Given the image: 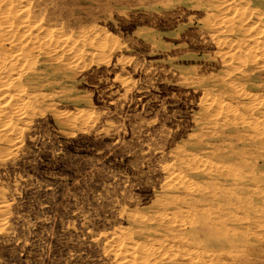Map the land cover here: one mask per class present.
<instances>
[{
  "label": "rangeland",
  "instance_id": "374dc122",
  "mask_svg": "<svg viewBox=\"0 0 264 264\" xmlns=\"http://www.w3.org/2000/svg\"><path fill=\"white\" fill-rule=\"evenodd\" d=\"M3 1L13 0H0V3ZM21 1L26 2L27 6L34 10L33 16L36 20L48 22L55 26L54 29L65 32L67 36L91 29L106 32L122 49L123 59L113 70L95 67L92 74L73 75L69 71H62L53 76V79H57L55 90L63 93L55 97L51 109L43 111L41 122L31 123L30 126L34 130L25 137L23 154L18 156L16 165L0 172V194L8 199L9 205L5 204L3 209L6 210L5 224L0 225V264H103L100 243H94L95 240L120 225L119 214L124 207L133 208L136 205L142 207L146 200H149L152 188L158 182L156 172L162 163L157 154L169 149L171 141L175 138L174 135L180 139L184 134L189 133L190 129L186 128L180 132L178 124L184 127L185 121H190L193 117L194 114L192 115L189 109L193 96L188 90L177 85L178 76L174 74L172 60H177L182 66L191 63L202 67L218 65L220 61L216 54L218 45H213L210 30L199 22L205 13L217 15L214 13L215 8L211 9L207 5L215 4L208 3L207 0ZM217 1L221 3L234 0ZM234 2L236 3L234 11L225 15L233 16V13H236L235 16L241 18L242 22L236 25L235 33L231 32L227 40L231 43L233 39L232 43L237 44L231 43L232 46L241 50L240 53L233 51L235 52L231 54L233 60L229 62L232 67L241 64V68L234 73L229 71V77L234 83L242 84L241 91L244 88L247 94L256 97L252 102L242 101L237 104L229 96L223 97L219 93L214 95H220L226 105L238 110L249 123L256 115L258 117L262 115L261 119H264V54H262L264 53V0ZM127 21L132 24L131 28L124 27ZM245 21L247 24H244ZM250 26L256 29L253 27L250 30ZM254 30L255 34L259 32L262 36H259L257 43H249L248 41L252 39L250 37L254 36ZM150 33L158 35L157 46L145 39ZM140 34H143V37H140ZM112 45L115 46L111 44L109 47ZM206 52L209 53L207 56H205ZM188 56H192L191 59ZM203 56H205L204 60ZM249 56H254V61H250ZM235 57L241 58L238 63ZM136 72L138 73L135 74ZM181 97L183 102L180 100ZM63 119L68 121L64 122ZM89 119L94 123L87 122ZM125 126L128 128H123ZM207 128L213 131V125L210 124ZM237 132L243 135L244 141L228 146L226 151H234L237 155H242L244 163L254 165V172L250 169L247 172L248 194L254 203V210L249 209L247 216L256 223L264 220V142L260 140V137L263 139L264 137L251 133L245 124L212 133L214 136L217 133L232 136ZM135 138H139V141ZM202 140L203 143H216L215 138L210 136ZM16 183L17 185H14ZM55 219L58 221H54ZM82 219H85L84 223ZM251 221L248 223V228ZM250 227L251 230L246 237L248 241L235 243L233 244L235 247L231 245V256L221 259L223 264L230 262L231 264H264V243H259L257 237L264 235V226H258L262 228L259 231L254 225ZM203 247V251L199 252L202 256L205 252L217 251L207 245ZM246 259L249 261L246 262ZM219 262L220 260H215L212 264H222Z\"/></svg>",
  "mask_w": 264,
  "mask_h": 264
},
{
  "label": "bare ground",
  "instance_id": "6f19581e",
  "mask_svg": "<svg viewBox=\"0 0 264 264\" xmlns=\"http://www.w3.org/2000/svg\"><path fill=\"white\" fill-rule=\"evenodd\" d=\"M234 1H224L220 3L217 0H215V2L207 0L208 3L210 2L216 5L215 6L212 4H207L211 9L215 8L214 13H216L217 15L214 16V14L212 16V14L208 15L205 13V15H203L201 17V20L199 21L201 24H203L204 27L210 30L209 33L212 34L210 39L213 45H218V51L216 54H218L217 56L220 61L218 62L217 66L208 65L202 67L195 65V63H191L188 66H182L177 60H172L174 74L175 76H178V79L176 81L177 85L180 88L183 87L184 90H188L190 92V95L193 96L192 101L189 105L190 112H192V115L194 114L193 117L190 118V121H185L184 127L178 124V130H180V132L183 128H186L190 129L189 133L186 132L187 134H184L180 139H178V137L174 135L175 138L174 140L171 139L173 141H171L168 147L169 149L167 151L161 149L163 151L157 154L158 158L162 160V163L159 165V169L156 172L158 182L152 188L153 190L150 194L149 200H146L142 207H138L137 205L133 208L122 207L123 209L119 214V219L121 221L120 225H117L118 227L113 231H110V233L108 231V234L100 235V238L98 240H95L94 243H100L99 246L103 264H212V262L215 260H220L219 263H221V259H224L228 257V255H230L232 250L231 245L248 241L246 237L248 235V231L251 230L250 226L254 225V227H257L258 231L259 229L262 230V228H258V226H264V220L256 221L255 223L251 221V217L249 218L247 216L249 209L254 210V203L249 197L250 195L248 194L247 185V172L249 171L248 169L254 172V165L251 163H244L242 155H237L236 152L231 150L226 151V149H228V146L230 147L236 142L244 141L243 135H241L240 132L233 133L232 136H225L222 135V133H217L215 134V136L217 135V137H215L212 133L213 131L223 132L228 127L230 128L232 126L245 124V126L249 128V131L251 133L256 134L258 137H264V119H261L262 115H260V117H258L257 115L254 116L255 118L252 117L250 122L247 123L243 118V114H241L238 110L226 105L220 95H214V93H219L223 97L229 96L234 99L237 104H239L240 102L242 103V101L244 102L251 100L252 102V99L256 97L253 95V97H251L250 94L246 93L244 88H242L243 91H241L240 89L242 84L236 82L234 83V81L229 77V71L231 73H234L236 71H239V68H241V64H237L236 67H232L230 64L231 62H229L233 58V56H231L232 52L235 51L236 53H240L241 50H237L232 46V44L234 45L236 43H232V38V44L229 40H227V37L231 32L235 33L236 25L242 22L241 18H237V15L235 16L236 13H233V16L225 15L226 13L230 14L234 11L236 7V3ZM33 15L34 10L28 7L26 2H23L21 0L3 1L0 3L1 173L6 169L12 168L16 165L18 156L23 151V143L25 137L31 134V132L34 130L33 127L30 126L31 123L34 121L41 122V120H43V118L41 117L43 116L44 112L54 106L55 97L60 93H63L57 92L55 90L54 86L57 82L56 78L53 79V76L55 74H58L62 71H69L73 75L92 74L95 67H98V69L108 68L107 70H113L116 64L123 59V57L121 58L122 49H120L116 44L117 42H113L109 34H107L106 32L91 29V31L87 30L77 35L71 34L70 36H67L65 32L54 29L55 26L50 25L48 22L36 20ZM259 22L256 23L260 25ZM244 24H247V22ZM131 26L132 24L127 21L124 27L131 28ZM253 27H251L250 30ZM253 29L256 28L254 27ZM262 29L263 28H261L260 30L262 31ZM240 30L241 29H239V31ZM253 34V37L249 36L250 38H252V41L247 40L249 43L258 42L260 33L256 32L255 34L254 30ZM139 36L143 37V34H140ZM145 39L147 41H152L156 46L158 45L156 44V42L157 40H159V37L155 33L147 34ZM259 42L261 41L259 40ZM111 44H116V48L113 45L112 47H109ZM235 52H233V54ZM247 52L249 53V51ZM207 54L209 53L206 52L205 56H207ZM244 54H246V52ZM205 56H203V60ZM188 57L191 59L192 56ZM249 58L251 61L255 57L249 56ZM240 59L241 58L237 59V57H235L237 63ZM256 60L257 59H255V61ZM122 69L123 68H121V71ZM137 73L138 72H136L135 74ZM241 76H243V74H241ZM89 100L92 99L89 98ZM180 100L183 102L182 97L180 98ZM104 102L105 101L103 100V103ZM241 108L243 109V104H241ZM62 121H64V119ZM89 121L93 122L91 121V119H89L87 122ZM230 121H234V123L228 124V122ZM140 122L142 123V121ZM210 124L213 125L212 132L207 128V126H209ZM123 128L128 127L125 126ZM250 129H252L253 131H251ZM207 136H210L211 138L214 137L216 143H203L202 139ZM139 138L135 139L139 141ZM69 139H71V137ZM260 140L261 142H264V139L261 137ZM119 143L121 142L119 141ZM48 176L51 175L48 174ZM250 177L253 178L252 176ZM14 185H17V183ZM253 189L257 190L256 188ZM0 195V225H4L6 210L3 209H5V204L8 205V199L6 200L5 197H2V194ZM10 203L11 202H9V204ZM255 215L256 214H254V216ZM54 221L58 220L55 219ZM250 221L251 223L249 224V229L248 223ZM6 223L8 224L9 222L6 221ZM81 227H83V225ZM5 235L8 236L7 234ZM257 237L259 243H264L263 234ZM203 245L213 247V249L217 251L205 252V255L202 256V253L199 252L203 251ZM233 246L235 247V245ZM238 252L240 253L241 250ZM233 255L235 254L233 253ZM248 261L249 260H247L246 262ZM231 263L232 262L227 264Z\"/></svg>",
  "mask_w": 264,
  "mask_h": 264
}]
</instances>
